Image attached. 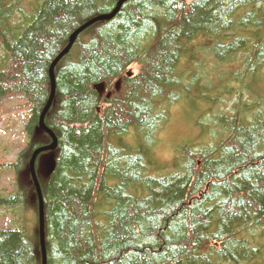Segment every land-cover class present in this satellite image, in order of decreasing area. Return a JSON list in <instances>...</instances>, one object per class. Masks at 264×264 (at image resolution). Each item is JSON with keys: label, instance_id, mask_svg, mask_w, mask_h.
Instances as JSON below:
<instances>
[{"label": "trees", "instance_id": "trees-1", "mask_svg": "<svg viewBox=\"0 0 264 264\" xmlns=\"http://www.w3.org/2000/svg\"><path fill=\"white\" fill-rule=\"evenodd\" d=\"M118 1L0 0V105H30L25 147L0 163L16 179L0 208L24 214L0 229V264H43L30 160L52 141L38 129L50 69ZM55 76L45 124L58 147L36 163L46 264H264V0H128L79 35ZM182 100L211 117L196 125L208 141L182 140L173 170L150 169Z\"/></svg>", "mask_w": 264, "mask_h": 264}, {"label": "rangeland", "instance_id": "rangeland-1", "mask_svg": "<svg viewBox=\"0 0 264 264\" xmlns=\"http://www.w3.org/2000/svg\"><path fill=\"white\" fill-rule=\"evenodd\" d=\"M28 109H30V105L22 96L14 97L0 105L2 118L0 125V163L14 160L25 147L27 136L24 127L28 122ZM198 119H202L207 124L211 117L207 113H202L201 107L196 106L190 100H182L171 108L169 120L156 133L157 143L149 155L153 160V163L149 164L150 169H155L157 165L161 164L164 167L161 169L162 171L173 170L171 169V161L175 155L176 145L182 140L190 139L196 144L201 141H208L207 137L206 139L199 137L200 130L196 126ZM122 138L130 143L132 149L138 147L135 137L122 136ZM113 141L119 142L118 138H114ZM50 157L53 156L48 154L43 159L44 177H47L49 172L46 161ZM15 182L16 179L11 169H0L1 196H7L16 190ZM15 206H9L7 209L0 208V229L24 224L22 206L20 204ZM15 210H20V212L17 213ZM26 215H30L29 219L31 220V212L27 211Z\"/></svg>", "mask_w": 264, "mask_h": 264}, {"label": "water", "instance_id": "water-1", "mask_svg": "<svg viewBox=\"0 0 264 264\" xmlns=\"http://www.w3.org/2000/svg\"><path fill=\"white\" fill-rule=\"evenodd\" d=\"M127 0H119L117 3V6L113 9L112 12L107 13V14H102L98 15L88 22L84 23L81 27H79L71 36H70V41L66 48L55 58L54 62L52 63L51 69H50V75H51V81H52V89H51V95L49 98V101L44 108L40 122H39V130H43L45 132H48L51 137L52 141L42 147L37 148L34 150L32 158L30 160V172L36 187L37 191V196L39 199V219H40V239H41V246H42V253H43V264H46V247H45V231H44V199H43V190H42V185L39 180L38 172H37V159L38 156L46 151H54L58 147V139L55 133L49 129L46 124H45V117L51 108L53 101H54V96H55V91H56V76H55V68L57 64L61 61V59L70 52L71 48L73 47L74 43L76 42L77 38L79 35L87 29L89 26H91L93 23L100 21V20H107V19H112L117 12L120 10L121 6L126 2ZM119 87V86H118ZM100 92L103 91L104 87L102 84L98 85L96 87ZM55 166V160L53 157H50L46 161V167L50 172L53 171Z\"/></svg>", "mask_w": 264, "mask_h": 264}, {"label": "bare ground", "instance_id": "bare-ground-1", "mask_svg": "<svg viewBox=\"0 0 264 264\" xmlns=\"http://www.w3.org/2000/svg\"><path fill=\"white\" fill-rule=\"evenodd\" d=\"M127 1H128V0H127ZM124 4H125V3H124ZM124 4H123V5H124ZM77 39H78V38H77Z\"/></svg>", "mask_w": 264, "mask_h": 264}]
</instances>
